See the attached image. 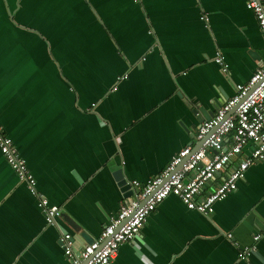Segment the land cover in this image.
<instances>
[{"label":"crops","instance_id":"crops-1","mask_svg":"<svg viewBox=\"0 0 264 264\" xmlns=\"http://www.w3.org/2000/svg\"><path fill=\"white\" fill-rule=\"evenodd\" d=\"M262 59L246 0H0V123L64 213L48 225L0 149V264H70L61 230L81 248L135 194L115 171L141 183L159 174ZM262 230L264 159L209 215L168 195L112 264H264V236L241 258Z\"/></svg>","mask_w":264,"mask_h":264},{"label":"built area","instance_id":"built-area-1","mask_svg":"<svg viewBox=\"0 0 264 264\" xmlns=\"http://www.w3.org/2000/svg\"><path fill=\"white\" fill-rule=\"evenodd\" d=\"M246 6L254 12L264 35V0H246ZM216 61L226 70L223 55L218 54ZM126 76H118V81ZM227 136L231 137L229 146L225 145ZM195 144L198 146L195 147ZM247 146L250 147L249 153L231 166L233 158ZM0 149L19 178L26 181L31 192L39 197L38 204L47 224L59 226L58 218L62 210L50 205L47 197L39 193L35 176L1 123ZM263 159L264 59L248 82L238 85L236 93L221 105L215 115L199 125L195 143L180 149L159 174L145 183L132 181L134 196L121 204L119 211L110 217L96 239L77 248L73 235L61 230L60 243L70 264H112L119 246L140 235L150 213L170 194L180 197L190 209L211 214L214 204L237 188V182L244 177L247 168ZM224 172L226 175L220 183L202 195L208 181ZM228 236L232 237V233H228ZM263 236L264 230L256 232L253 243L242 249L241 258L255 251L257 242Z\"/></svg>","mask_w":264,"mask_h":264},{"label":"water","instance_id":"water-1","mask_svg":"<svg viewBox=\"0 0 264 264\" xmlns=\"http://www.w3.org/2000/svg\"><path fill=\"white\" fill-rule=\"evenodd\" d=\"M221 105H222V103H221L220 101H215V103H214V108H215L216 110H218V109L221 107ZM236 107H237V106H236ZM236 107H234V109H235ZM234 109H233V110H234ZM203 111H204V110H203ZM214 115H215V111H214V110H210V111H208V112L205 113L203 119H210V118H212ZM197 146H198V145L195 144V147H197ZM114 175H115L116 178L119 180V184L122 186V189H123L124 191L130 189V190H131V191H130V194H134V193H135V188H134L133 185H132V181H129V179L126 177V175H125L124 172H123V169H121V168L117 169V170L115 171V174H114ZM126 194L128 195V192H127ZM143 202H145V200L142 201V203H143ZM61 216H64V213H63V212H62ZM93 240H94L93 238L89 239V240H88V243L92 242Z\"/></svg>","mask_w":264,"mask_h":264},{"label":"rangeland","instance_id":"rangeland-1","mask_svg":"<svg viewBox=\"0 0 264 264\" xmlns=\"http://www.w3.org/2000/svg\"><path fill=\"white\" fill-rule=\"evenodd\" d=\"M41 37H43V36H41ZM46 42H47V44L49 43V41L47 39H46ZM117 82H118V77H117ZM115 85H117V83Z\"/></svg>","mask_w":264,"mask_h":264}]
</instances>
